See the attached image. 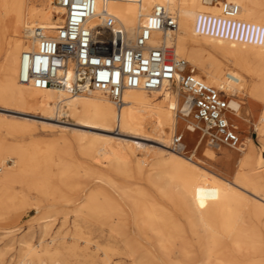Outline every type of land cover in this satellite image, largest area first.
<instances>
[{"label":"bare ground","instance_id":"1","mask_svg":"<svg viewBox=\"0 0 264 264\" xmlns=\"http://www.w3.org/2000/svg\"><path fill=\"white\" fill-rule=\"evenodd\" d=\"M228 1L239 5L236 17L223 15L220 0H97V13L106 10L115 16L127 36L134 38L155 5L175 12L178 27L154 32L151 43L173 45L175 55L186 60L187 68H194L199 78L224 93H247L251 100H260L253 125L264 147V0ZM63 11L54 0H0V108L21 114L40 110L44 118L67 108L77 126L106 132L102 135L106 144L97 152L100 160L127 167L136 156L140 171L152 161V168L159 171V196L116 185L89 167L74 169L75 160L68 158L66 151L44 141L23 146L0 140V165L4 166L0 221L29 205L36 213L45 214L68 199L66 191L77 178L88 177L106 182L120 197L99 184L86 192V202L74 211L76 219L107 226L129 247L131 256L136 247L143 249L134 264H264V156L259 155L252 138L241 140L245 147L241 144L237 148L239 169L230 181L202 168L193 156L169 150L178 130L195 145V132L200 127L187 97L172 86L150 91L127 89L118 107L101 91L71 96L19 79L22 53L36 47L33 30L59 28L64 22ZM228 100L231 111L241 114L242 104L234 98ZM181 118L189 122L186 129ZM0 125L18 133L28 131L26 124L0 120ZM136 139L150 140L159 149L139 150ZM200 144L208 147L206 142ZM207 150L210 158L217 156L212 149ZM236 155L223 150L220 159L225 162ZM18 186L35 190L39 198L32 203L17 191ZM75 227L80 231L81 222ZM73 235L82 237L80 232ZM76 247L62 250L27 243L17 262L7 264H27L34 258L43 264L46 260L68 264L67 257ZM103 251L104 264H114L111 254L119 249L108 246ZM4 255L5 251H0V264Z\"/></svg>","mask_w":264,"mask_h":264},{"label":"built area","instance_id":"2","mask_svg":"<svg viewBox=\"0 0 264 264\" xmlns=\"http://www.w3.org/2000/svg\"><path fill=\"white\" fill-rule=\"evenodd\" d=\"M64 11L56 29L36 28V47L22 53L19 79L40 89H60L71 96L101 91L116 106L127 89L155 90L176 85L186 95L194 118L203 124L211 145L239 148V128L230 120L231 107L224 92L199 78L173 45L151 43L156 31L174 30L178 16L157 4L134 38L106 10L97 13V0H54ZM223 15L233 18L238 4L222 0ZM172 149L183 151L182 134H175Z\"/></svg>","mask_w":264,"mask_h":264},{"label":"rangeland","instance_id":"3","mask_svg":"<svg viewBox=\"0 0 264 264\" xmlns=\"http://www.w3.org/2000/svg\"><path fill=\"white\" fill-rule=\"evenodd\" d=\"M172 89L174 91H179L183 97H186L178 86L173 85ZM224 96L227 99L234 98L242 104L241 114L235 115L231 111L230 120L238 125L240 139L246 142L248 137L252 138L259 155L263 157L264 147L261 145L258 132L253 125L256 121L261 101L257 99L251 100L247 93L237 95L224 93ZM106 97L112 100L107 95ZM30 111H32L33 114H21L12 110L0 108V120L9 123L28 125V131H22L20 133L10 131L5 126L0 125V140L23 146H28L30 143L38 140L44 141L54 146L58 151H66L67 154H69L67 157L69 158L71 156L75 160L74 169L79 166L89 167L108 176L116 185H122L129 189H143L152 197L159 196L157 190L159 171L152 168V161L147 162L142 171L139 170L136 156L131 157L127 167H123L117 162L106 163L97 156L98 150L106 144L105 139L102 137L106 132L99 129L77 126L75 124L76 119L70 114L67 108L61 111L57 110L52 118L41 117L43 112L40 110ZM182 122L185 124L182 126L183 129H186V125L189 122L185 119H182ZM199 124L200 127H197V131L195 132L198 138V142L195 145L191 146L189 144V137L188 135L185 136L182 130H178L174 133V135H184L183 140L186 148L182 153L198 159L200 165L204 166H202V168L207 169L221 178L232 181L236 171L239 169L238 156L240 155V149L226 145L214 147L208 140V135H205L203 132V124ZM115 130L118 132L117 127ZM135 141L139 143V150L144 148L145 149L142 151H146V148H150L151 150L159 149V145L150 140L136 139ZM201 142H206L208 144L207 148L215 151L217 156H214L215 158L213 159L210 158L207 148L204 149L200 144ZM241 147L243 148L245 145L242 144ZM169 150L172 151V148H169ZM223 150H228L231 153L235 152L238 155L230 156L224 162L220 159ZM7 163L12 164L10 160ZM60 164L61 162L58 160L57 165L59 166ZM0 168H2V170H0V174H2L4 166L0 165ZM55 171H57V169H55ZM97 181L100 180L88 177L77 178L75 183L66 191V197L68 199L66 201H61L56 207H53L54 209L51 208L45 214L36 213L34 206L29 205L18 209L17 212L11 214L7 219L1 220L0 251H5L2 264H7L11 261L17 262L24 253L27 243L34 246L43 243V245L59 247L62 250L73 245L78 246L73 254L68 255V264H104L105 255L103 249L108 246L117 247L119 249L115 255L111 254V260L114 261V264L136 263L137 260L142 257L144 253V251H142L143 249L136 247L135 250H137V252L131 256L130 249H128L129 247L127 248L125 243L119 240L117 234L111 233L107 226H101L94 220L82 222L76 219L74 211L86 202V192L98 187L99 184L104 185L115 197H120V192H118L117 189L111 187L106 182ZM17 191L26 194L27 197L30 198L29 201L32 203L39 198L35 190H30L23 186H18ZM77 222H81L82 224L80 231L76 230L75 225ZM79 232L82 234V237L80 239L78 238V240L73 234ZM45 262L46 264H54L48 260ZM27 264L43 263L42 260L34 258ZM159 264L164 263L160 262Z\"/></svg>","mask_w":264,"mask_h":264}]
</instances>
